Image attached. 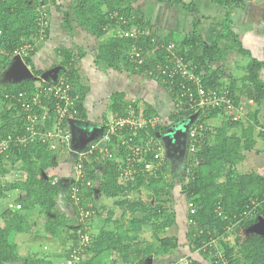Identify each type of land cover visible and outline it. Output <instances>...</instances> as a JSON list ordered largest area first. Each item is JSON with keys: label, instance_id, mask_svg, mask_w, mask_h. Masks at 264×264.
I'll return each mask as SVG.
<instances>
[{"label": "trees", "instance_id": "obj_1", "mask_svg": "<svg viewBox=\"0 0 264 264\" xmlns=\"http://www.w3.org/2000/svg\"><path fill=\"white\" fill-rule=\"evenodd\" d=\"M135 1L72 0V13L76 17L77 26L99 39L91 59L102 71L112 69L120 72L124 69L135 72L136 67L149 79L157 80L154 79L156 64L163 66L166 56L173 61L176 57H183L185 61L190 60L197 66L205 87L213 89L221 87V69L214 64L224 56L218 43L222 36L239 53L248 55L243 88L252 107L235 121L222 115V124L213 127L208 120L217 117L218 110L193 112L198 122L208 129L206 133L209 137L201 142L193 154L187 152L184 171L188 180L181 188L195 207L194 213L185 215L188 251H197L201 257V260L193 258L192 264H203L204 261L215 264V258L209 255V250L213 248L204 246L211 239L219 242L218 246H221L223 256L229 264H264V233L249 232V227L260 221L264 228V176L237 171L238 165L245 158V151L255 150L264 156V148L258 149L255 146L256 137L264 136L259 118L264 100V82L260 78L264 60L252 57L242 46L232 29L231 13H226L224 19L218 20L201 14L194 0H152L154 4H168L174 8L181 6L190 14L191 29L176 43L173 30L167 36L155 40V33L146 29L148 23L144 21L142 12L133 5ZM232 1L241 2L214 0V3L226 5ZM51 2L55 3L53 6L59 11L61 7L56 1ZM46 4L47 0H0V139L9 134L24 132L25 112L15 106L9 96L18 91H34L41 83L36 76L41 74L42 69L36 66L34 56L36 58L39 50L37 43L50 36V24L44 38L41 39L38 35L39 19L42 16L45 19V12H50L49 5L46 7ZM60 12L65 26L71 30L73 25L67 11ZM211 19H214L211 25L220 28V32L208 42L198 29L202 27V23L210 22ZM117 26L122 30V35L102 38ZM132 27L135 28L134 36L125 35ZM27 43L33 44V47L22 56V61L33 70L34 77L7 82L4 74L12 58L16 56L15 52ZM169 43L177 44L174 58L165 49ZM78 49L77 55L73 53L72 46L56 47L55 55L59 59L58 77H67L81 95L75 105L78 112L69 122H83L88 126L91 122L83 103L84 86L79 84L76 68V60L79 61L86 54L80 47ZM133 49L139 53L142 59L140 63L139 56L131 55ZM152 51L155 52V57H152ZM159 78L157 82L160 81ZM164 86L166 89L163 91L171 96L173 105L176 86ZM232 87L230 92L238 103L240 96L234 93ZM130 104L123 91L113 92L108 102L110 117L125 114ZM133 106L138 113L140 108L137 102L134 101ZM143 113L157 114L152 109ZM189 114L192 113H172L168 116L167 123L161 122L157 127L141 130L138 134L146 136L148 132L159 137L165 147L167 144L160 138V132L189 117ZM107 119L109 117L103 116V124ZM36 126L41 125L37 123ZM44 126L48 129L51 127L50 118L44 121ZM229 128L235 129L229 133ZM70 132L73 144L69 148L66 145L51 148L52 139L45 142L37 139L25 146L11 144L7 151L0 154V200L6 202L12 199L1 211L0 264H10L18 259L22 264H62L64 260L71 258L79 236L87 231L86 219L78 221L79 210L70 196L73 183L80 188V204L94 209L92 228L88 231L91 243L85 248L84 256L74 260V264H149L148 259L153 264L155 260L167 257L161 263L164 264L178 257L179 255L173 256L180 248L176 235H154L147 239L141 234L147 225L152 229L166 230L177 223L174 210L169 211L166 207L165 192L173 186V183L167 182L163 177L168 170V159L164 158L162 168L152 173L145 171L143 164H136L134 174L126 176L123 175L124 164L119 159L124 152L119 148L122 146L114 147L115 137L108 143V147L112 151L115 149L117 154L112 158L104 157L103 163H99L96 161L97 156H101L96 151L88 158H78L81 147L74 144L73 130ZM169 149L171 153L176 151L173 146ZM62 154H68L69 159L60 163ZM146 160H150V157H146ZM79 162L82 164L84 178L75 182L73 167ZM66 170L69 171L68 175ZM99 170L101 177L98 178ZM63 191L72 217L77 220L73 224L67 222L65 212L57 210V197ZM8 194L15 196L8 197ZM93 194L114 198L109 207L101 206V212H106V215L97 228H94V223L101 212L92 205ZM10 204L15 206L9 207ZM40 218H43L41 223ZM229 226H232L231 231H227ZM259 227L263 229L261 225ZM232 233L233 242L220 238ZM19 234L30 235L31 241H40L42 246L35 252L19 256L15 240ZM48 243H56L57 247L53 248Z\"/></svg>", "mask_w": 264, "mask_h": 264}, {"label": "rangeland", "instance_id": "obj_2", "mask_svg": "<svg viewBox=\"0 0 264 264\" xmlns=\"http://www.w3.org/2000/svg\"><path fill=\"white\" fill-rule=\"evenodd\" d=\"M56 4L61 7L60 10L67 11L68 17L72 22L73 28L69 30L65 26V21L63 19V14L58 11L53 5L51 0H47L46 7L49 5L50 12H45L46 18L44 22H46L49 27L50 24V36L48 39H45L43 42H38L39 50L36 54V66L42 69V72L39 76H36L38 80L52 81L58 77V72L60 70L58 64V58L55 55L56 47H71L74 54H77L80 50L83 49L86 56L80 57L79 61L76 60V68L77 74L79 78V84L84 86V91H91V95L94 98L93 102L98 101L100 105L99 112L94 116L92 115V119H95L94 125L90 124L89 127L93 128L94 136L89 139L88 137L83 138L81 136V132L77 135L78 137L74 138V144H78L80 147L88 144V141L99 140L102 134L100 129V125H103V116L110 115L111 112L108 109V102L110 99V95L115 91H123L125 93V99H128L130 103L133 105L134 101L139 105L141 112H145L148 108L147 104L154 103L157 99L158 103L162 105L165 109V103H162V94L163 90L166 89L164 82H157V80L149 79L144 72L138 70L134 67L135 72H130L129 70L122 71H114V70H104L102 71L97 66L93 64L92 57L95 54L96 45L99 42L94 36H91L85 30L80 29L77 26L76 17L72 13V0H55ZM192 1V0H187ZM197 4V7L200 10V13L215 19H224L226 13H231V21L232 26L235 27V34H237L238 39L243 43L245 47L249 48L250 54L257 59H264V0H241V2H230L226 5H219L214 3V0H194ZM52 5V6H50ZM133 5L137 8V10L141 11L143 14L144 21H146L147 27L146 29H150L155 33V40L158 38H162L168 35V33L173 30L175 37V42H180L182 36L187 33L191 29L190 25V14L187 13L181 6L178 8H174L168 4H158L153 3L152 0H136ZM46 10V9H45ZM246 15L249 17L248 20H244ZM43 17V16H42ZM214 20V19H213ZM212 19L202 23V27L198 29V32L204 37L206 41H211L215 36H217L220 32V28H217L211 25ZM135 30L134 27H132ZM122 35V30L117 26L113 29H110L102 38H108L111 36H120ZM46 36V35H45ZM101 38V39H102ZM219 45L222 48V53L224 54L222 59H217L214 66L221 69V86H229V88L236 89V92L240 94H244V76L240 77L242 73V69L245 68V64L248 61V55H244L239 53L236 49H234L230 42L223 38V36L219 40ZM175 43H169L165 48L168 53L172 55L174 58L176 52L174 51L176 48ZM92 48V49H90ZM246 49V48H245ZM153 53V51L151 52ZM78 55V54H77ZM222 55L221 53L219 54ZM17 56V55H16ZM14 56L12 58V62L10 66H8L4 79L7 82L10 81H20L25 78L34 77V72L26 65V69H24L23 61L18 60V57ZM155 52L152 54V57H155ZM167 63L171 64L173 60H171L168 56L164 58ZM188 61V60H187ZM190 61V60H189ZM134 63V61H131ZM164 62L163 64H166ZM122 64L125 66L124 61ZM160 64V63H159ZM32 70V71H31ZM244 70V69H243ZM156 79V78H154ZM99 88V89H98ZM97 90L99 92H97ZM162 92L161 96L159 92ZM153 94H155L153 96ZM159 96V97H158ZM158 97V98H156ZM171 97V96H170ZM92 98V99H93ZM264 101V100H263ZM168 103V102H167ZM252 104L245 105L244 111L250 108ZM165 111V110H164ZM173 111V105L169 107L167 114ZM222 112L218 114L221 115ZM150 115V114H145ZM160 115V114H159ZM161 117H165L160 115ZM264 123V121H263ZM75 124V123H74ZM83 124V122H82ZM213 127V124H210ZM76 132H78L77 127H73ZM84 129V128H83ZM103 129V128H102ZM74 133V132H73ZM100 133V135L98 134ZM75 135V133H74ZM162 142V141H161ZM262 142H258L255 146L258 149H262ZM166 147V148H165ZM164 147V158H167L169 161L168 170L163 175L164 179L167 182L173 183V186L166 189L165 199H166V207L167 209L173 210L175 209L177 223L174 226H170L166 228V230H157L152 229L150 225H147L143 228L141 232L142 236L151 239L152 236H165V235H176L178 239L179 249L176 250L175 255H182L185 253H189L187 240L185 238V233L187 231L186 222H185V214L187 201L185 194L182 193V184L187 182V177H185L184 165H185V157L187 155V151L185 150V146L182 144L180 149H176L173 153H171L168 146ZM264 148V147H263ZM67 155V156H66ZM244 160L238 165L237 171L240 173H255L261 174L264 176V156L262 153H257L255 150L246 151L244 153ZM69 159L68 154H62L59 162L63 163V161ZM97 162L103 163V159H97ZM67 175L69 173L66 170ZM98 178L101 177V172L99 170ZM55 180V179H54ZM15 196V195H14ZM114 198H105L102 194H93L92 205L97 207V210L101 212V206L106 205L109 207L112 205ZM12 199H8V201L0 200V219H1V211L5 209V207L11 203ZM58 202V211H62L66 213L67 222L69 224H73L75 222V218L72 217L73 214L70 212V206L67 204V200L65 198V192H60L57 197ZM106 212H101L100 217H96L94 228L99 227V223H101L105 218ZM71 216V217H70ZM40 223L43 221V218H40ZM77 221V220H76ZM67 223V224H68ZM93 223V221H92ZM259 225L262 226V221L257 223L254 226L249 227V232L256 234H263L264 228L261 229ZM35 228V226H34ZM34 230V229H33ZM244 230V229H243ZM245 231V230H244ZM64 233V232H63ZM228 236V237H227ZM223 240L233 242L234 234L230 235H222ZM18 243L17 252L19 256H23L28 252L37 251L42 245L39 243L40 241L34 242L30 240V235L19 234L16 239ZM49 246L55 248L57 244L48 243ZM40 245V246H39ZM217 245L219 242L217 241ZM220 250L219 247H217ZM58 252V251H57ZM194 258L197 260H201L199 253L193 254ZM167 257L164 259L155 260L153 264H161L166 261ZM168 259V258H167ZM148 261V260H147ZM209 262V261H208ZM10 264H22L21 260L11 262ZM210 264V263H203Z\"/></svg>", "mask_w": 264, "mask_h": 264}, {"label": "built area", "instance_id": "obj_3", "mask_svg": "<svg viewBox=\"0 0 264 264\" xmlns=\"http://www.w3.org/2000/svg\"><path fill=\"white\" fill-rule=\"evenodd\" d=\"M43 18V17H42ZM40 18V27L38 30L39 38H44L46 35L47 24L44 18ZM135 30L130 29L125 35L134 36ZM33 44L27 43L17 49L15 55L22 56L27 50L32 49ZM132 56H139L136 50L133 49ZM140 58V56H139ZM140 58L138 62L140 63ZM151 75V72H149ZM155 78L173 88L176 86L175 99L173 100V111L165 117L159 114L145 115L141 110L137 113L135 107L130 104L125 114L115 118L109 117L102 125V134L99 140L89 141L88 144L81 147L78 152V158H88L94 151L98 152L101 157L112 158L117 153L115 149L112 151L108 147V143L113 137L116 138L114 147L123 149L124 154L119 156V159L124 164L123 175L131 176L134 174L136 164H143V169L150 173L162 168L164 163V147L159 137H154L148 132L146 136H140L138 132L149 128L157 127L161 122L164 124L169 121L170 114L192 113L195 111L209 112L216 109L222 112L221 115L231 121H235L244 115V104L239 99L236 103L228 86H221L213 89L206 88L203 84L202 77L198 73L197 66L191 61H185L183 57H176L171 64L166 63L163 66L156 64ZM183 79V80H182ZM40 85L34 91H18L10 97L12 103L25 112L24 117V132L16 135L9 134L7 137L0 139V154L7 151L11 144L25 146L29 142H34L37 139L45 142L47 139H52L51 148L61 147L66 145L68 148L73 144L70 118L77 114L76 103L80 100V93L77 92L73 84L64 75L57 77L52 81H41ZM45 83L46 85H43ZM7 97V96H6ZM14 100V101H13ZM52 112V113H51ZM51 113V115H50ZM50 118L51 127L48 129L44 126V121ZM66 120V122H64ZM41 126H36V124ZM208 129L203 126V123L198 122L194 116L192 123L185 129L182 144L189 154H193L201 142L208 139ZM264 130V128H262ZM161 133V132H160ZM117 151V150H116ZM150 157V160H146ZM145 159V160H144ZM75 182L84 178V172L81 162L73 167ZM80 188L73 183L71 185L70 196L73 203L78 207V221H85L86 232L79 236L75 248L72 250L71 258L64 260L62 264H74V260L83 257L85 248L91 243L88 231L91 230L92 217L94 209L85 208L80 204ZM12 197V194H8ZM15 206L10 204L9 207ZM19 208V205H16ZM195 211L193 203L187 202L186 213L192 214ZM187 219V218H186ZM189 223L191 220H188ZM232 226L227 227V231H231ZM204 246L212 247L209 250V255L215 258V264H229L224 258L223 252L218 250L217 241L211 239ZM214 251V252H212ZM189 252L179 255L175 259L164 264H192L193 254Z\"/></svg>", "mask_w": 264, "mask_h": 264}, {"label": "crops", "instance_id": "obj_4", "mask_svg": "<svg viewBox=\"0 0 264 264\" xmlns=\"http://www.w3.org/2000/svg\"><path fill=\"white\" fill-rule=\"evenodd\" d=\"M248 20L249 19V17L247 16V18H246V15H245V18H244V20ZM263 24H264V21H263ZM233 31L235 32V27L233 26ZM241 42V41H240ZM241 44H242V46L244 47V48H246L247 50H249V48L248 47H245L244 45H243V43L241 42ZM250 51V50H249ZM252 56V55H251ZM253 57V56H252ZM255 58V57H254ZM34 59H35V61L37 60L36 58H35V56H34ZM257 59V58H256ZM258 60H261V59H258ZM264 60V59H263ZM246 65V64H245ZM244 69V70H243ZM242 69V73H241V75H240V77H242V76H244V74H245V68H243ZM260 78L262 79V81L264 82V68L263 69H261V71H260ZM229 87V86H228ZM99 89V88H98ZM97 92H99L98 90H97ZM160 93V96H161V94H162V92L160 91L159 92ZM234 93L236 94V95H239L240 97H239V99L243 102V104H244V107H245V105H248V104H250L251 102L246 98V96H245V94H240V93H238V92H236V89H234ZM85 97H84V101H83V103H84V106H85V108H86V111H87V116H88V118H89V120H90V122L91 123H89V124H92V125H94V120L95 119H92V115H96L98 112H99V110H100V105H99V103H98V101L96 100V102H93L94 101V98L92 97V95H91V91L90 90H87L86 92H85ZM155 94H153V96H154ZM159 97V96H158ZM158 97H156V98H158ZM93 98V99H92ZM160 99H162L161 101H162V103H165L166 105V107H165V109L162 107V105L160 104V103H158V101L156 100L154 103H148L147 104V107L148 108H146V109H149V110H153L154 112H156L157 114H160V115H163V116H166L167 115V112H168V110H169V107H171V104H172V102H171V97L167 94V93H165L164 91H163V94H162V98H160ZM168 102V103H167ZM138 107H139V105H138ZM252 107V106H251ZM250 107V108H251ZM140 108V107H139ZM165 110V111H164ZM96 113V114H95ZM107 117H110V115H107ZM259 118H260V121H261V124H262V128H264V123H263V121H264V101H263V103H262V106H261V110H260V114H259ZM224 120V117L222 116V115H218L217 117H215V118H212V119H210V120H208V122H209V124H213V126H216V125H220V124H222V121ZM88 125V124H87ZM212 126V125H211ZM71 127H77L78 128V132H76V130L73 128V132L75 133V135H74V138L75 137H78L77 135L81 132V136H83V138H84V140H85V138L86 137H88L89 139H92L93 137L91 136V135H93L94 134V132H96V130L94 131V129H96V128H93L94 126H92V128L91 127H89V126H86V124H82V123H78V124H74V122H71ZM84 128V129H83ZM100 129H101V131H102V125H100ZM235 128H229V133H231V132H233L232 130H234ZM228 133V134H229ZM99 135H100V133H98ZM94 136V135H93ZM262 142L263 144V146H262V148L264 147V136L262 137V136H257L256 137V144L258 143V142ZM246 152V151H245ZM244 152V153H245ZM12 195H14V194H12ZM174 210V212H175V209H173ZM185 214V213H184ZM175 215H176V213H175ZM176 222H177V218H176ZM178 224V223H177ZM206 261H204L203 263H205ZM207 263V262H206Z\"/></svg>", "mask_w": 264, "mask_h": 264}, {"label": "water", "instance_id": "obj_5", "mask_svg": "<svg viewBox=\"0 0 264 264\" xmlns=\"http://www.w3.org/2000/svg\"><path fill=\"white\" fill-rule=\"evenodd\" d=\"M18 57V60L22 61V58L20 56ZM24 67V69L27 70L26 65L21 63ZM194 119V115H191L179 122L174 123L169 128L165 129L160 133V138L164 140V142L167 144L168 148H170L171 144H175L176 142L182 145V139L185 132V129L188 127L190 123H192ZM73 130V128H72ZM150 264V259L147 261Z\"/></svg>", "mask_w": 264, "mask_h": 264}, {"label": "flooded vegetation", "instance_id": "obj_6", "mask_svg": "<svg viewBox=\"0 0 264 264\" xmlns=\"http://www.w3.org/2000/svg\"><path fill=\"white\" fill-rule=\"evenodd\" d=\"M171 146L175 147V149H180L181 144L176 142L175 144L170 145V147Z\"/></svg>", "mask_w": 264, "mask_h": 264}, {"label": "bare ground", "instance_id": "obj_7", "mask_svg": "<svg viewBox=\"0 0 264 264\" xmlns=\"http://www.w3.org/2000/svg\"><path fill=\"white\" fill-rule=\"evenodd\" d=\"M95 57H96V56H95ZM41 80H42V79H41ZM159 82H160V81H159ZM174 86H175V85H174ZM174 86H173V87H174ZM111 111H112V110H111ZM112 117H113V116H112ZM253 133H254V132H253ZM121 152H122V151H121Z\"/></svg>", "mask_w": 264, "mask_h": 264}, {"label": "clouds", "instance_id": "obj_8", "mask_svg": "<svg viewBox=\"0 0 264 264\" xmlns=\"http://www.w3.org/2000/svg\"><path fill=\"white\" fill-rule=\"evenodd\" d=\"M188 201H189V200H188ZM188 201H187V202H188ZM185 215H186V213H185Z\"/></svg>", "mask_w": 264, "mask_h": 264}]
</instances>
